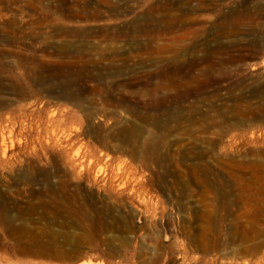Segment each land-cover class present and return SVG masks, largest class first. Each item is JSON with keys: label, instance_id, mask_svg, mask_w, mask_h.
Instances as JSON below:
<instances>
[{"label": "rangeland", "instance_id": "1", "mask_svg": "<svg viewBox=\"0 0 264 264\" xmlns=\"http://www.w3.org/2000/svg\"><path fill=\"white\" fill-rule=\"evenodd\" d=\"M1 215L0 264H264V0H0Z\"/></svg>", "mask_w": 264, "mask_h": 264}, {"label": "bare ground", "instance_id": "2", "mask_svg": "<svg viewBox=\"0 0 264 264\" xmlns=\"http://www.w3.org/2000/svg\"><path fill=\"white\" fill-rule=\"evenodd\" d=\"M5 151H6V149H5ZM2 220V215L0 216V221Z\"/></svg>", "mask_w": 264, "mask_h": 264}]
</instances>
